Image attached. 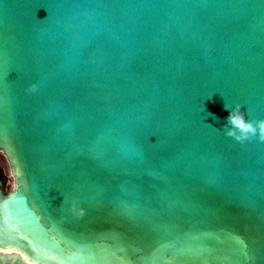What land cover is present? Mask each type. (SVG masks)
Here are the masks:
<instances>
[{"label":"water","instance_id":"obj_1","mask_svg":"<svg viewBox=\"0 0 264 264\" xmlns=\"http://www.w3.org/2000/svg\"><path fill=\"white\" fill-rule=\"evenodd\" d=\"M228 102L264 117V0H0V264H264Z\"/></svg>","mask_w":264,"mask_h":264},{"label":"clouds","instance_id":"obj_2","mask_svg":"<svg viewBox=\"0 0 264 264\" xmlns=\"http://www.w3.org/2000/svg\"><path fill=\"white\" fill-rule=\"evenodd\" d=\"M37 84L32 83L28 86V91H35ZM224 108L228 110L225 123L222 129H215L226 137L243 143L252 138L264 142V117L249 119L244 110V106L238 102L225 103ZM211 127V126H210Z\"/></svg>","mask_w":264,"mask_h":264},{"label":"rangeland","instance_id":"obj_3","mask_svg":"<svg viewBox=\"0 0 264 264\" xmlns=\"http://www.w3.org/2000/svg\"><path fill=\"white\" fill-rule=\"evenodd\" d=\"M0 169L2 170L5 178V186L7 190L10 191L13 188V177L11 175L7 159L2 152H0Z\"/></svg>","mask_w":264,"mask_h":264},{"label":"bare ground","instance_id":"obj_4","mask_svg":"<svg viewBox=\"0 0 264 264\" xmlns=\"http://www.w3.org/2000/svg\"><path fill=\"white\" fill-rule=\"evenodd\" d=\"M7 252H11L10 250H8Z\"/></svg>","mask_w":264,"mask_h":264}]
</instances>
